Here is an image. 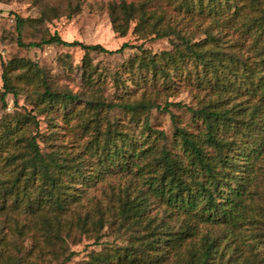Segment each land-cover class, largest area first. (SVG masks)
<instances>
[{"label": "trees", "instance_id": "obj_1", "mask_svg": "<svg viewBox=\"0 0 264 264\" xmlns=\"http://www.w3.org/2000/svg\"><path fill=\"white\" fill-rule=\"evenodd\" d=\"M33 3L0 45L78 47L81 83L61 86L30 57L1 61L2 107L9 95L34 107L0 115V264L57 257L72 234L109 223L129 240L80 264H264V0L110 2L113 31L139 41L114 50L48 31L79 0ZM161 39L168 48H146ZM126 49L137 52L115 68L96 59ZM182 86L197 98L191 122L171 114L166 133L149 114L179 107L167 99Z\"/></svg>", "mask_w": 264, "mask_h": 264}, {"label": "rangeland", "instance_id": "obj_2", "mask_svg": "<svg viewBox=\"0 0 264 264\" xmlns=\"http://www.w3.org/2000/svg\"><path fill=\"white\" fill-rule=\"evenodd\" d=\"M121 0H79V11L71 14L70 16L61 15L58 18H52L47 22L46 26L50 33L57 31L62 39L67 41L78 40L83 43L101 44L106 49L114 50L119 48L122 42L128 41L130 43H138L135 41L131 29L125 36H119L116 34L111 26V22L108 15V4L110 2H119ZM131 1V0H126ZM35 0H0V36L4 29H8L13 24V14H18L22 17H34L38 14V8L34 5ZM21 38L24 42L32 40V29L25 25L22 28ZM1 41V39H0ZM146 48L157 52L161 49L168 48L169 43L166 39L161 40H148L145 43ZM134 52L133 49H126L120 54H104L97 55V60H102L105 64L115 68L119 66L122 60H125ZM82 50L78 47H66V46H51L44 45L41 48L31 47L24 48L19 47L15 43H8L6 45H0V65L1 61H7L12 57H30L37 59L40 66L45 68L53 78H55L58 84L67 85L73 90L78 88V84L81 83V68L80 58L82 56ZM0 66V75H1ZM1 77H0V89H1ZM169 102H179L180 105H171L168 107V111L153 109L149 114V118L152 125L156 128H160L170 133L172 131V122L170 119L171 114H176L179 118L184 119L185 123H189L190 115L187 109V105L195 107L197 104V98L191 95V92L187 87L182 86L174 95L169 96L167 99ZM163 105V101H160ZM34 105L25 96H19L17 99V105L13 104L12 96L6 97V108L2 107L0 100V115L6 112H23L24 109H31ZM101 116H107L105 110L100 112ZM93 116H91L92 118ZM110 118V117H109ZM76 119H78L76 117ZM92 126L94 124V118L91 119ZM43 124V123H42ZM44 129V125H42ZM195 130L194 128H192ZM74 130V129H73ZM71 130V131H73ZM81 132V131H80ZM76 136L74 142H77ZM107 177H112V180L119 181L121 185L128 182L127 179H123L119 173L109 174ZM111 180V181H112ZM102 189V182L98 183L96 187H91L90 193L93 196H98ZM149 209L147 214L150 216L158 217L161 214V208L155 205V201L150 198ZM117 223H109L104 226L100 233L96 236L95 233L90 235H80L78 232L72 234L67 238V244L65 250H61L59 245H56L57 257H44L38 261L23 264H80L87 259V256L92 251L102 250L107 247H115L124 245L130 236L128 235L131 230L119 229L116 226ZM94 239L96 241H94ZM28 243V242H27ZM25 242V244H27ZM69 256V259L66 257ZM65 259V260H64Z\"/></svg>", "mask_w": 264, "mask_h": 264}]
</instances>
